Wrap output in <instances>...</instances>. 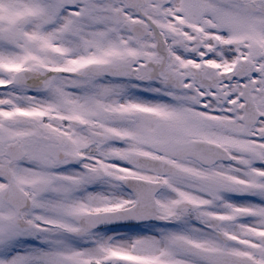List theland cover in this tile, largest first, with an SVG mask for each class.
I'll return each mask as SVG.
<instances>
[{
    "label": "snow or ice",
    "instance_id": "1",
    "mask_svg": "<svg viewBox=\"0 0 264 264\" xmlns=\"http://www.w3.org/2000/svg\"><path fill=\"white\" fill-rule=\"evenodd\" d=\"M0 264H264V0H0Z\"/></svg>",
    "mask_w": 264,
    "mask_h": 264
}]
</instances>
